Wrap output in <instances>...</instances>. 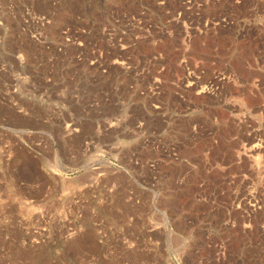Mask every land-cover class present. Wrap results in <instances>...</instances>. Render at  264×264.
Instances as JSON below:
<instances>
[{"label":"rangeland","instance_id":"374dc122","mask_svg":"<svg viewBox=\"0 0 264 264\" xmlns=\"http://www.w3.org/2000/svg\"><path fill=\"white\" fill-rule=\"evenodd\" d=\"M126 1L0 0V264H264V0H138L153 122Z\"/></svg>","mask_w":264,"mask_h":264},{"label":"built area","instance_id":"2783aa9c","mask_svg":"<svg viewBox=\"0 0 264 264\" xmlns=\"http://www.w3.org/2000/svg\"><path fill=\"white\" fill-rule=\"evenodd\" d=\"M137 3V7L134 10L132 3L126 1V7L117 15L115 14L114 8L110 10L111 15L110 18L107 20L106 24L104 25V31L108 36L109 42H114L116 40L119 41V50H124L128 53L129 50H132L133 55L127 56L120 59H115L113 64L118 66L120 70L119 78L122 81V84L127 87L130 94L133 92L135 97H139V101L137 103H142L141 99L143 98H153V96H157L158 86L155 82L150 81V71H145V68H141V62L147 60V56L142 54L141 50L142 45L145 41L151 43L152 45H156L158 41H163L164 39H168L169 35L171 36V31L166 30L165 25H158V16L159 14H153L152 10L146 6H143L142 1H135ZM135 3V4H136ZM164 3V2H163ZM114 5V3L112 4ZM141 6V7H139ZM181 15V13H179ZM162 28L163 34H158V29ZM114 31V33L112 32ZM117 31V32H116ZM202 32V31H201ZM116 35L115 38L112 35ZM190 34L185 36L184 38L187 41H191ZM186 41V42H187ZM185 42V43H186ZM81 44V42H79ZM116 48V46H115ZM81 57V55H80ZM82 59V58H80ZM98 60H91V64L96 63ZM151 61L149 62V64ZM112 70V69H111ZM104 73H109L107 69H105ZM109 73L108 75H111ZM156 81V79L154 80ZM153 82V83H152ZM148 87L149 90H143L142 87ZM118 88V87H117ZM119 89V88H118ZM205 89V90H204ZM209 89V88H207ZM203 91H207L206 88H203ZM132 95V94H131ZM135 102V105H137ZM149 110V121L153 122L154 118L157 116V111L159 109V105L155 104L151 100V104L148 106ZM143 125V124H142ZM154 133V132H153ZM257 150L254 147L251 152H255ZM254 163H259V157L253 156ZM253 191V188L251 190ZM240 207V206H239ZM258 206L256 202L250 203V208L248 209V213L250 211L257 212ZM247 227H251L250 224H247ZM264 227V225H263Z\"/></svg>","mask_w":264,"mask_h":264}]
</instances>
